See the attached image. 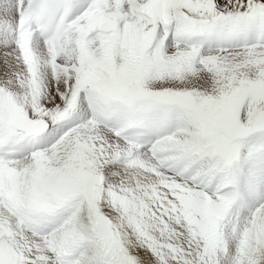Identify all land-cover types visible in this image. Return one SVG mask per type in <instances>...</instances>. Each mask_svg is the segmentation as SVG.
<instances>
[{"label": "snow or ice", "instance_id": "obj_1", "mask_svg": "<svg viewBox=\"0 0 264 264\" xmlns=\"http://www.w3.org/2000/svg\"><path fill=\"white\" fill-rule=\"evenodd\" d=\"M0 264H264V0H0Z\"/></svg>", "mask_w": 264, "mask_h": 264}]
</instances>
